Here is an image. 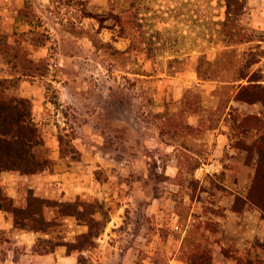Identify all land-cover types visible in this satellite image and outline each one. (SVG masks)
<instances>
[{
	"label": "rangeland",
	"instance_id": "1",
	"mask_svg": "<svg viewBox=\"0 0 264 264\" xmlns=\"http://www.w3.org/2000/svg\"><path fill=\"white\" fill-rule=\"evenodd\" d=\"M83 6L107 17L102 26L82 16ZM23 7L0 28V44L10 46L0 49V77L11 78L0 92L31 101L51 163L33 174L1 171L0 196L15 205L30 194L97 201L95 217L106 222L90 248L39 254L37 237L74 242L87 225L68 215L50 235L25 231L0 210V264H263L259 210L246 213L257 219L251 236H243L246 220L227 215L255 164H264L263 150L247 164L233 147L232 119L261 106L230 99L218 110L215 89L250 49L262 51L252 69L264 75V0H246L238 22L252 40L234 45L218 33L225 0H23ZM124 10L133 16L127 37L110 18ZM217 58L224 69L200 79L198 63Z\"/></svg>",
	"mask_w": 264,
	"mask_h": 264
},
{
	"label": "trees",
	"instance_id": "2",
	"mask_svg": "<svg viewBox=\"0 0 264 264\" xmlns=\"http://www.w3.org/2000/svg\"><path fill=\"white\" fill-rule=\"evenodd\" d=\"M246 0H225L224 18L219 21L218 33L226 45L240 44L250 39L241 29L238 19L244 10ZM24 11V7L19 9ZM83 17H94L102 26L107 18L97 13L82 8ZM110 18L113 28H117L118 36L127 37L130 34L132 23L130 14L124 10L120 13H111ZM134 24V23H133ZM139 25V24H137ZM134 43V42H131ZM257 47V46H256ZM10 46L1 45L0 49L8 52ZM261 50H248L243 63L236 68L234 66L232 83H223L217 86L215 92L219 98L218 110H225L229 100L248 105L259 104V113L235 114L232 126L237 135L233 141V147L245 152V162L251 164L254 153L264 151V75L258 69H252ZM15 56V50L12 53ZM41 63H36L39 66ZM219 58L213 61H200L196 73L200 79H215L220 70H223ZM205 66V69H201ZM222 66V65H221ZM225 67V66H224ZM226 68V67H225ZM24 74V73H22ZM19 76V75H17ZM246 80L245 84L238 82ZM11 78H1L0 85L4 88V82H10ZM236 82V83H235ZM31 101L26 97L7 95L0 92V172L18 171L23 174H33L41 168L48 166L51 159L41 152L44 140L37 125L32 119ZM197 111L194 106L191 109ZM65 134L58 135L61 154L68 152ZM253 207L264 217V164L254 166V172L245 195L234 197L231 209L242 212L244 208ZM53 208L55 214L46 215V209ZM0 210L11 213L13 227L25 231L51 234L54 227L59 224V219L64 216H75L85 222L87 231L82 233L74 242H63L54 237L39 236L33 245V250L39 254L52 252L58 245L66 246V253L82 251L94 246V239L102 231L105 219H98L95 214L101 210L97 201H84L76 199L73 202H58L33 194L27 195L24 205H15L13 201L0 196ZM59 238V237H58ZM225 247H221L223 256H229ZM78 261L82 255H78ZM238 259V258H237ZM189 264H198L193 260ZM203 264H211L209 259ZM264 264V262H263Z\"/></svg>",
	"mask_w": 264,
	"mask_h": 264
},
{
	"label": "crops",
	"instance_id": "3",
	"mask_svg": "<svg viewBox=\"0 0 264 264\" xmlns=\"http://www.w3.org/2000/svg\"><path fill=\"white\" fill-rule=\"evenodd\" d=\"M22 6H23V0H0V18H1V24H2V25L0 24V28H7L8 26L11 27L12 26L11 23H8V22H10V20H11V22L15 21V13H16L15 11L20 9ZM4 21L7 22V25L6 24L4 25V23H6ZM247 188H248V186H247ZM247 188H246V190H247ZM236 195L243 196L242 194H236ZM233 200H234V198H233ZM233 200H232V202H231V204H230V206L228 208V213H227V215L229 216L228 219L231 218L234 223L237 220H239L240 218H243V220H246L247 223H248V226L246 227L247 231H246V233H243V236H251L252 234H254V231L251 230V228H252V226H251L252 220L256 222L257 219L256 218L253 219L254 215H248L246 213L250 214L248 209H250V208L255 209V208H253V207H247L246 208L245 207L242 212H236V211L231 209ZM242 213H243V215H241ZM222 246H224V245H222ZM221 255L223 256L222 253H221ZM223 257H225V256H223Z\"/></svg>",
	"mask_w": 264,
	"mask_h": 264
}]
</instances>
